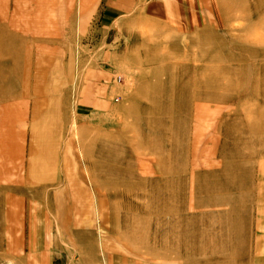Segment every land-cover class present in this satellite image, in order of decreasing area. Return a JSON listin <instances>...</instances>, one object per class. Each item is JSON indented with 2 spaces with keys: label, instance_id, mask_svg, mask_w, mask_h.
I'll use <instances>...</instances> for the list:
<instances>
[{
  "label": "rangeland",
  "instance_id": "1",
  "mask_svg": "<svg viewBox=\"0 0 264 264\" xmlns=\"http://www.w3.org/2000/svg\"><path fill=\"white\" fill-rule=\"evenodd\" d=\"M0 264H264V0H0Z\"/></svg>",
  "mask_w": 264,
  "mask_h": 264
},
{
  "label": "crops",
  "instance_id": "2",
  "mask_svg": "<svg viewBox=\"0 0 264 264\" xmlns=\"http://www.w3.org/2000/svg\"><path fill=\"white\" fill-rule=\"evenodd\" d=\"M40 74H42V71H41V73Z\"/></svg>",
  "mask_w": 264,
  "mask_h": 264
}]
</instances>
